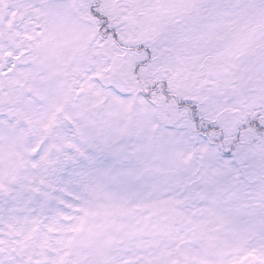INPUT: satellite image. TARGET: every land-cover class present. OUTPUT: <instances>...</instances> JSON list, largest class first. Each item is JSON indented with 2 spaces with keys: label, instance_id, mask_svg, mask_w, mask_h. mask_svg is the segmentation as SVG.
I'll return each mask as SVG.
<instances>
[{
  "label": "snow or ice",
  "instance_id": "obj_1",
  "mask_svg": "<svg viewBox=\"0 0 264 264\" xmlns=\"http://www.w3.org/2000/svg\"><path fill=\"white\" fill-rule=\"evenodd\" d=\"M0 264H264V0H0Z\"/></svg>",
  "mask_w": 264,
  "mask_h": 264
}]
</instances>
